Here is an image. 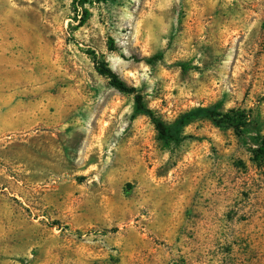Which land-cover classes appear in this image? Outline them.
<instances>
[{"label": "rangeland", "instance_id": "1", "mask_svg": "<svg viewBox=\"0 0 264 264\" xmlns=\"http://www.w3.org/2000/svg\"><path fill=\"white\" fill-rule=\"evenodd\" d=\"M260 135L264 0H0V264H264Z\"/></svg>", "mask_w": 264, "mask_h": 264}, {"label": "trees", "instance_id": "2", "mask_svg": "<svg viewBox=\"0 0 264 264\" xmlns=\"http://www.w3.org/2000/svg\"><path fill=\"white\" fill-rule=\"evenodd\" d=\"M92 58L97 72L105 76L112 87L118 91L133 94L134 110L150 119L158 136L163 140L178 141L182 128L199 118L209 119L216 126L231 127L237 135H243L248 131L249 118L243 109L230 108L221 111L217 104L193 107L181 113L173 122L166 123L146 106L143 96L135 87L127 85L104 61L97 59L94 53ZM256 153L264 156V135L258 137Z\"/></svg>", "mask_w": 264, "mask_h": 264}]
</instances>
